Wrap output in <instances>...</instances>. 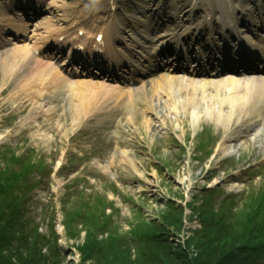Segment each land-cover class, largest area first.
Wrapping results in <instances>:
<instances>
[{
	"label": "rangeland",
	"instance_id": "374dc122",
	"mask_svg": "<svg viewBox=\"0 0 264 264\" xmlns=\"http://www.w3.org/2000/svg\"><path fill=\"white\" fill-rule=\"evenodd\" d=\"M6 1L10 0H0V16L9 18L10 24L20 25L12 21L15 17L9 13ZM131 1L116 0L114 16L110 11L111 0H30L29 4L39 5L41 15L35 22L31 21L24 32H18L22 34L19 41L10 37L11 43L0 51V175L9 177L20 170L19 183L29 181L32 185L22 195L27 213L24 218L31 225L36 224L40 233L46 236L51 225L56 234H60L62 264H83L79 247L86 234L80 232L84 230L81 219L72 222L70 215L71 209L80 202L76 193L72 199L74 191L87 203L84 207L83 203L79 204L84 213L98 206V200L105 206V214L112 216L106 230L117 235L125 234L132 226L161 219L163 212L169 211L167 201L180 204L185 195L191 202L185 210L186 226L179 236L185 233L187 238L191 230L199 226L190 206L206 199L216 207L229 193L235 198L230 197L226 208L235 212L264 185V108L261 105V111L258 108L259 112L252 115L245 107L232 112L227 104H223L219 110L220 118L209 114L213 106L209 98L217 95L214 85L220 80H211L205 84L207 88L194 92L192 84L186 80L168 79L173 84L166 87L164 78L152 79L140 90L133 93L122 90L124 92L118 96L107 93L109 89L117 92L118 87L99 81L77 84L72 80L69 83L84 87L91 96L87 102L89 110L75 115L77 98L71 99L67 90L59 91L53 86L46 90L42 86L45 81H35L32 88H27L17 80L19 72L3 78L4 58L1 55L17 47L44 43L46 39L42 36L46 33L44 25L47 23H54L66 31L71 21L79 20L93 32L107 26L113 17L127 22L124 29L129 30L131 23L124 13L137 14ZM146 1L151 2L138 0L142 5ZM156 1L163 3L165 10L177 8V15L173 16L175 22L183 21L189 25L197 23L192 14L199 7L203 10L202 6L208 4L218 11V4H225V0ZM238 3L255 16L264 13V0H232L234 6L240 7ZM183 9L189 10L184 12ZM244 16L237 17L243 20ZM52 34L55 39L57 32ZM205 89L210 93L203 94ZM227 90L222 91V97L235 93L227 94ZM203 129L210 134L203 133ZM214 137L217 142L213 141ZM224 146L229 150L224 151ZM44 165V170L52 168L50 175L35 179L31 167L40 171ZM112 184L117 193L112 191ZM205 187L215 189V192L204 194ZM239 193H243L244 198L236 197ZM104 196L114 202L117 211L106 207L108 201ZM175 216L177 213L172 214L170 222L173 225L166 230L176 232ZM108 235L102 234L103 237ZM167 236L173 248L180 250L178 237ZM187 252L193 257L197 254L192 247ZM94 261L84 264H94Z\"/></svg>",
	"mask_w": 264,
	"mask_h": 264
},
{
	"label": "trees",
	"instance_id": "16d2710c",
	"mask_svg": "<svg viewBox=\"0 0 264 264\" xmlns=\"http://www.w3.org/2000/svg\"><path fill=\"white\" fill-rule=\"evenodd\" d=\"M35 167H31V172ZM20 179V170L9 177H0V264H62L64 259L53 228L49 235H42L36 225L24 218L27 213L22 195L32 185L29 181L19 183ZM76 195L72 193V199L76 196L80 202L71 209L70 215L72 222L81 219L84 230L80 232L86 234L79 247L83 264L90 260H95L94 264H264V185L235 212L226 208L230 197L235 198L232 194L216 207L206 199L190 206L200 226L191 231L180 250L173 248L165 237V232L172 231L166 230L173 225L172 214L178 215L175 216L176 232L184 225V211L174 201H167L169 211H164L161 219L132 226L125 234L117 235L106 230L112 216L105 214V206L99 200L98 206L84 213L80 205L83 203L84 207L87 203L80 200V194ZM236 197L242 199L244 194ZM103 233L109 235L103 237ZM191 247L197 253L194 257L187 252Z\"/></svg>",
	"mask_w": 264,
	"mask_h": 264
},
{
	"label": "bare ground",
	"instance_id": "6f19581e",
	"mask_svg": "<svg viewBox=\"0 0 264 264\" xmlns=\"http://www.w3.org/2000/svg\"><path fill=\"white\" fill-rule=\"evenodd\" d=\"M14 2V0H11V4ZM229 4H231V2H228L227 5L229 6ZM229 8H227V6H225V9L222 12V16L225 19H229L228 21L233 22L235 20L234 16H232L233 14H226V11ZM19 15V14H18ZM132 21V20H131ZM140 21H132L133 26H138ZM143 25H145L146 27H153L155 26V24H153L152 22H149L147 20V18L144 19V21L140 22ZM148 23V24H147ZM148 25V26H147ZM113 26V27H112ZM71 28V27H70ZM44 29H45V35L42 36L43 37H47L49 36L48 34L51 32H58V30H60L59 26H57L54 23H47L46 25H44ZM108 30H110L108 32ZM108 30H106V35L104 36V38L102 39V42L98 43L100 46V50H105L104 55H102L104 58H109L110 60L112 59H119L120 54L122 53H117V47L112 45V42L110 41L111 39V35L113 34V30H116V26L114 29V24H112ZM111 32V33H110ZM109 38V39H108ZM163 42V41H162ZM80 45V44H79ZM99 45L96 44L95 48H99ZM81 47H83V43H81L80 45ZM105 47V49H104ZM115 47V48H114ZM34 48V47H33ZM32 47H27V46H22V47H17V49H14L12 51H7L5 54H2L1 56L4 58L3 64H2V71H3V78H5V75H12L9 73H18V79L20 80L22 84L25 85V87L27 88H32L31 85L33 86L35 81L36 82H44L45 84H43L42 86H44V88L46 90H48V88L50 89L51 86H53L55 89L61 91L62 89H65L68 91L69 95L71 96V99L77 98L76 100V104H75V115H79L80 113H86L87 110H89L88 108V98L91 99V96L85 92L84 87H79V85L77 84H82V81L78 80V81H73L75 83H69L66 77H63L62 75H60L61 73V68H56V67H52L50 64H52L51 62H42L40 60H37L35 58H33L32 55ZM38 48V47H35ZM94 48V49H95ZM261 53H264V47H261ZM124 56V54H123ZM149 65L146 66V68L142 71L144 74H146L147 72L150 71V67H154L153 65H151L152 63H150L148 61ZM158 81L160 80V77L157 78ZM171 79V78H170ZM164 80H166L165 85L166 87H171V85L173 83H171L170 81H167V79L164 78ZM182 82V81H181ZM180 82V83H181ZM85 84H90L88 82H83ZM207 83H203V87L207 88L206 85ZM92 85V84H91ZM153 86V85H152ZM215 92L217 93V95L214 97L211 96V98H209V101H211V103H213L212 108L209 111V114L216 116L217 118L221 117V113L219 112L220 108L222 107L223 104H227L228 107L230 108V110L232 112L236 111L239 112L241 110L244 109L248 112V113H258V108L259 105H263L264 106V78L263 79H249L248 81H241L239 82V80H231V79H226V78H222L221 82L216 83L215 85ZM227 90L225 91L227 94L228 92H232L235 91V93H233L232 95H225L222 97L223 93L222 91H224V89ZM42 89V87H41ZM40 89V91H41ZM238 89V90H236ZM206 91V92H205ZM205 91L203 92V94L206 93H210L207 92V90L205 89ZM238 91H240L241 94L238 93ZM52 92V91H51ZM118 92V93H117ZM117 92L114 93V91H112L111 89L107 90V93H112L114 96L115 95H121V93H123L122 91L117 90ZM145 92V91H144ZM41 93V92H40ZM39 93V95H40ZM194 93V92H193ZM225 93V94H226ZM112 94L110 95V97L113 98ZM36 97H38V95L36 94ZM51 97V94H50ZM87 97V98H86ZM220 97H222V99H220ZM125 102L122 103V105ZM122 108H124V106H121ZM88 113V112H87ZM224 151H228L229 148H227L226 146H224Z\"/></svg>",
	"mask_w": 264,
	"mask_h": 264
}]
</instances>
